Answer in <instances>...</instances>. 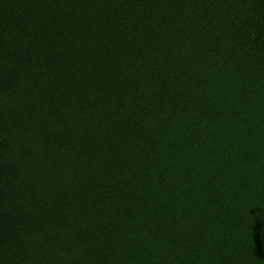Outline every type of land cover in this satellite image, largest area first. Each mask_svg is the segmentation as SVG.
I'll return each instance as SVG.
<instances>
[{"label": "trees", "instance_id": "obj_1", "mask_svg": "<svg viewBox=\"0 0 264 264\" xmlns=\"http://www.w3.org/2000/svg\"><path fill=\"white\" fill-rule=\"evenodd\" d=\"M0 264H264V0H0Z\"/></svg>", "mask_w": 264, "mask_h": 264}]
</instances>
